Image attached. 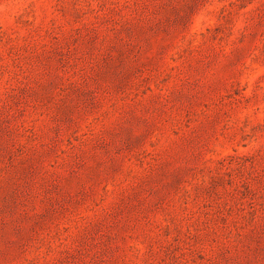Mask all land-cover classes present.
<instances>
[{
  "label": "rangeland",
  "instance_id": "374dc122",
  "mask_svg": "<svg viewBox=\"0 0 264 264\" xmlns=\"http://www.w3.org/2000/svg\"><path fill=\"white\" fill-rule=\"evenodd\" d=\"M0 264H264V0H0Z\"/></svg>",
  "mask_w": 264,
  "mask_h": 264
}]
</instances>
